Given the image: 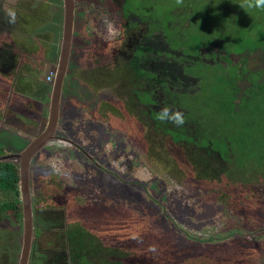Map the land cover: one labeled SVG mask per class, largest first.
<instances>
[{
    "label": "rangeland",
    "instance_id": "1",
    "mask_svg": "<svg viewBox=\"0 0 264 264\" xmlns=\"http://www.w3.org/2000/svg\"><path fill=\"white\" fill-rule=\"evenodd\" d=\"M1 1L6 3L7 0ZM79 1L83 4L75 14L74 44L62 95L63 109L71 115L67 116L64 123L67 130L62 136L72 143L79 136L83 146L93 145L96 141L95 146L100 143L98 148H103L104 151L93 154L97 155L102 166L105 163L108 174L103 175L91 165H81L75 169L73 162L66 166L67 170L75 169L83 193L76 199L81 202L79 204L82 209L74 211L72 208L63 217V212L59 211L58 214L56 209H50L52 205L49 197L52 191L56 199L58 196H64V192L68 195V192L59 185L56 186L57 182L48 176V172L57 170L60 163L56 158L47 159V153L56 147L68 149L66 144L70 142L58 141L54 147L47 146V151L38 154L39 159L33 161L31 168L37 180L33 185L36 198H33L34 240L30 264H53V260H57L61 253L67 254L71 246L67 245L66 251L62 242L66 230V234H71L69 244H82V250L89 252L90 256L87 258L91 264H148L149 261L142 259L143 250L135 249L132 252L135 255L131 256L124 240L114 241V238L129 236L124 235L123 229L129 221L126 215L132 212V208H140L144 213L162 208L164 214L159 216V220H174L175 227L183 238L189 235L192 239L206 241L207 237L213 236L214 241L218 243L212 246V251L219 248L221 242L230 239V235L239 228L244 227L246 230L249 240L244 243L243 257H238L237 249L212 255L206 249H197L201 254L187 258L182 264H264V165L256 166L253 161L235 165L228 161L222 166L223 172L218 174L219 166L216 163L206 167V164L202 163L203 158L197 161L193 150L190 147L188 150L186 143L175 144L170 137L155 135L147 115L131 103L122 108L119 106L120 98L117 103L109 100L108 96H112L113 90L121 95L122 91L128 95L127 91L132 90L131 82L125 76L127 73L122 71L121 75V70H118L120 74H117L114 69L113 76L109 77L105 84L109 85L107 89L91 81L89 59L92 50H112L122 44L121 39L129 36L128 31L119 28L123 4L121 0H95L96 4L92 7L93 2L89 0ZM138 1L140 6H143L142 2ZM9 2L12 3L8 4L5 10L8 12L9 9H15L17 20L15 24H9L8 16L3 12L0 25L7 26H0V49H7L3 46L15 42L20 45L19 51L24 50L27 53L21 57V53L13 54L12 51V61L14 59L20 63L18 67L17 64L10 65L9 56L7 59L10 67L7 70L5 62L0 61V157L19 154L46 127L48 103L46 101L45 107V102L42 101L45 96L36 97L37 93L41 94L38 91L42 85L39 86L30 76L37 80L35 78H39L41 74L46 76V73L57 69L59 61L54 59V64H47L46 60L52 57L48 46L52 47L54 42L53 37L57 31L55 21H60L57 14L62 13V10L64 13L63 0ZM184 2L186 8L177 6L175 2L174 6L177 7L170 10L171 15H167V22L172 17L177 21L172 31L173 36L177 37V31L181 32V28L186 29L192 40L190 45L196 39L197 42L211 44L203 51L207 53L205 58L208 62H221L213 67L209 66L203 72L207 85L214 87V90L204 88L199 95L205 101L218 100L216 92L223 89L226 86L224 83L229 79L222 77L225 81L218 80L214 70L227 76L235 75L234 69H250L254 72L249 81L252 87L246 91L248 95L243 99L254 101L258 97L255 119L264 117L261 114L264 111V94L259 97V90L264 83V59L255 52L257 49L264 50V10L243 9L240 5L244 0ZM184 9L187 14L183 13ZM192 46L196 47V44ZM23 58L25 60L21 62ZM257 71L262 72L256 73ZM9 74L12 76H5ZM119 76H123L125 80L122 81ZM28 79L35 84L27 81ZM18 82L23 86L30 83L32 88L17 90ZM96 84L100 87L96 88ZM247 86L246 81L239 82L241 89ZM221 100L223 101L222 98ZM237 102L249 105L245 100L238 99ZM92 103L95 104L94 109ZM82 106H85V112L79 110ZM102 107L118 108L121 113L123 110L124 114L117 119L109 113H104L103 109L100 110ZM233 125L237 126L236 123ZM243 127L245 121L241 119L242 138ZM111 129L114 131L112 135ZM122 130L126 131V143L119 139ZM237 131L234 133V140L238 139ZM105 139L107 140L104 141ZM190 139L195 141L196 138ZM109 140L110 144L106 147ZM223 141L221 145L226 144ZM122 144L128 146L126 151L117 152L116 147ZM110 151L113 155L108 157L111 155ZM6 161L19 165L18 159L3 162ZM198 169L203 174H200ZM63 174L65 177L66 173ZM202 180L209 184H203ZM72 196L69 195L68 198ZM18 198L17 205L13 203L9 206L15 196L0 195V208L7 212L0 214V264L20 263L24 221L20 196ZM146 228L152 230L148 224ZM81 235L84 240L78 238ZM168 263L177 264L173 261ZM55 264L81 263H71L66 259Z\"/></svg>",
    "mask_w": 264,
    "mask_h": 264
},
{
    "label": "trees",
    "instance_id": "2",
    "mask_svg": "<svg viewBox=\"0 0 264 264\" xmlns=\"http://www.w3.org/2000/svg\"><path fill=\"white\" fill-rule=\"evenodd\" d=\"M140 1L144 7L140 6L137 0L127 3V7L138 15L140 21L149 23L150 27L148 33L137 41V47L135 46L136 48L133 49L134 64L137 65L135 69L137 68L139 77L146 78L147 84H145L142 93L138 95L140 102L137 105L146 109L152 123L151 127L156 132L155 135L162 134L170 137L175 144L192 143L194 141L190 138L195 137V141L203 145H208L211 142L210 152L214 151L213 153H217L222 159L231 156L234 157V159L232 158L234 162L239 163V165L244 161H253L256 166L264 165V117L255 119L258 97L254 101L243 99L246 96L237 98L242 92L239 82L243 75L248 73V69H234L233 72L236 74L227 76H224L220 71L219 75V72L214 70L218 80H229L224 83L226 86L223 89L216 92L219 96L216 102L205 101L199 93L203 92L204 88L214 90V87L207 85V78L203 72L209 66L221 64L220 61L208 62L206 60L207 53L205 54L203 51L211 44L197 42L198 39H196L193 43L196 44V47H193V44L190 45L192 40L184 28H181V32L177 31V37L173 36L172 31L176 27L177 21L172 17L167 22V15L170 14L171 9L177 7L174 6L176 0ZM183 6L186 8L185 2ZM183 13L187 14L185 9ZM157 25L160 26L159 30L153 36ZM255 52H258V55L262 56L261 59H264V50L257 49ZM196 70L197 73L195 74ZM30 77L35 81L32 76ZM27 81L31 80L28 79ZM31 83L34 82L31 81ZM41 84L40 91H38L41 94L37 93L36 97L45 96L42 99L45 102L52 87L50 84ZM18 85L17 90L25 89V85L23 86L20 82ZM259 91L260 94H258L261 97V94H264V83ZM238 99L245 100L249 105L246 106L243 102H237ZM166 105L173 111L183 112L186 120L183 126L178 127L171 122H160L154 118L156 113ZM261 114L264 116V111ZM220 117L223 119H219ZM241 119L243 122L245 121L243 138ZM234 123L237 126L233 125ZM235 131H237L236 137L238 138L236 140H234ZM222 139H226V141ZM221 141L225 142L227 146H225L226 144L221 145ZM0 148L2 149L1 146ZM19 185L20 172L17 164L11 161L0 162V195L11 194L15 196V199L9 202V206L13 203L17 205L19 201ZM131 211L126 215L129 221L123 229L124 235L129 234V236L114 238V241L124 240L125 247L130 250L131 256L135 255L132 253L135 249L143 250L144 257L142 259L149 261L148 264H169L168 261L182 264L187 261V258H193L197 253L200 255L201 253L197 249H206L210 255L220 251L219 254H222L237 249L238 257L244 256L243 246L249 240L244 227L233 232L230 239L221 242V246L212 251V246L218 243V241H214L213 236L207 237L206 241L192 239L189 235H185L183 238L177 231L174 220L169 222L159 220V216L164 214L162 208L150 210L148 213H144L140 208H132ZM146 224L152 230L149 231ZM82 236L78 238L84 240ZM70 246L72 253L65 258L61 253L57 256V260H53V264L66 259H69L71 263L91 264L87 258L90 256L89 252L82 250V244ZM63 247L67 251V245L63 244Z\"/></svg>",
    "mask_w": 264,
    "mask_h": 264
},
{
    "label": "flooded vegetation",
    "instance_id": "3",
    "mask_svg": "<svg viewBox=\"0 0 264 264\" xmlns=\"http://www.w3.org/2000/svg\"><path fill=\"white\" fill-rule=\"evenodd\" d=\"M118 1H120V0H118ZM131 1H135V0H121V2L123 4L122 5V11L123 12L121 13V15H122L121 21L122 22L119 24V28H123L124 30L128 31L129 36L128 37L125 36L123 39H121L122 44L119 47H113L112 50H109V51L107 50L104 52V51H98L96 49L95 51H93V50L91 51V55H90V59H89L90 78L94 84L97 83L98 85L104 86L105 88L108 89L109 85H105V84L109 81V77L113 76V70L114 69H115V73H117V74H120V72H118V70H121V72L122 71L126 72L127 74H125V76H127L126 78L129 79V81L131 82L130 84L132 85V90L127 91L129 93L128 95H125L123 93V91H122V95L118 94V93L116 94L115 91L113 90L112 96H108V99L117 103V99L120 98L119 106L122 108H125L127 106V103H131L133 106H135V108L141 110L143 113H145L147 115L150 126H152L151 120H149L148 114L146 113V109L144 107H139L137 105L140 102V98L138 97V95L142 93L143 89L145 88V86L147 84H146V78L139 77L138 72L136 71L137 68L135 69V67L137 65L134 64L135 61H134V57H133V55H134L133 49H135L137 47V41H139V39H141L142 37H144L148 33V31L150 30V27H149V23L141 22L138 15H136L134 12L131 11V9L129 7H127V3L131 2ZM75 2L77 5V8H76V11H77V9L83 3L79 0H75ZM89 2L94 3V4L92 3V7H93V5L96 4L95 0H89ZM11 3L9 2V0H7L6 3H4L3 1L0 0V16L4 15L3 12H5V14H6L5 16H7V12L5 9L9 6L8 4H11ZM100 11H102V9ZM63 14L64 13L62 10V13H59V17H58V18H60V21L59 20L55 21L58 24L62 23V27H63V23H64V15ZM57 16H58V14H57ZM131 18H133V19L130 20ZM1 25L7 26V24H1ZM159 27L160 26H158V25H157V27H155L154 34H152L153 36L156 35V31L159 30ZM105 29H107V28H105ZM60 30H58L57 35H55L53 37L54 42H52V44H53L52 47L48 46L50 48V52H49L50 55L52 57H54V59L57 61H59V56H60L61 47H62V33L60 32ZM74 31H75V28H74ZM55 41H57V43H55ZM73 44H74V41H73ZM73 44H72V46H73ZM3 47H5L7 49H2V48L0 49V51L2 50L0 52V54H1L0 57L2 55H4L0 59V61L5 62L6 70L10 67L9 66V60L7 59V56L10 57V65L12 66L13 64H17L16 67H18L20 65V63L18 64L14 59L12 61V51H13V54H16V52L21 53V57H22L24 50L19 51L20 45L18 43L15 44V42H13V44H11V45H7V46H3ZM105 47H107V44H105ZM57 57H58V59H57ZM24 60L25 59L23 58V60H21V62H23ZM46 63L47 64H54V63H48V62H46ZM3 66H4V64H3ZM54 70H56V69H54ZM123 72L121 73V75H123ZM253 74H254V72L252 70L248 69V73L243 75L241 80L246 81L248 83V86L246 88L242 89L241 94L239 96H237V98L240 99V98L248 95V93L246 91L252 87L249 81L251 80L250 76H252ZM5 76H12V75L9 74V75H5ZM43 77H45L44 73L39 76V79H40L39 85H42L41 83H43V85H48L47 82L42 81ZM119 78L123 79L122 81L125 80L123 78V76H119ZM65 83H66V81H65ZM97 84H96V88L98 86ZM135 85L136 86L139 85V86L137 88H135L136 87ZM100 86H98V87H100ZM24 88L26 90H30L32 87L29 86V84H26ZM64 88H65V86H64ZM16 89H17V86H16ZM136 92H139V93L136 94ZM50 98H51V96H49L45 100V104H44L46 107V101H47L48 110H49V105H50ZM100 105H99V107H100ZM91 106L93 107V109L95 108L94 103H92ZM84 107L83 106L80 107L79 110L81 112H85ZM73 109H74V107H73ZM101 109H103L104 113H106V114L109 113L110 116L115 117L117 119L122 117V114H124V111L122 110V113H121L118 108H116V109H114V108L104 109L102 107V108H100V110ZM92 113H94V110ZM106 114H101V115H106ZM70 115H71L70 112H65V110L63 109V103L61 101L60 121H59V127H58V130L56 132V135H57V137H59L60 140L63 139V142L65 140L67 142H70L69 144H66L69 147H68V149H66V148L62 149V148H57V147L52 148L51 150H48L49 152L47 153V155H48L47 159L56 158V159H58V161L60 163V166L57 170L52 169L51 171L48 172V174H49L48 176L57 182V183H55L56 186L59 185L63 190L68 192V195L64 192V196H58V199H56L53 195L54 191H52V193L49 197L51 205H52V207H50V209H54V210L56 209L58 211V214H59V211L63 212V217H65L66 212L68 210H71L72 208H74V211H78V210L82 209L81 205L79 204L81 202H78L76 199H77V196L78 197L82 196V193H83L82 189L83 188L80 184V180H79V177L77 176V174L75 172V169H77L81 165H91L92 168L94 167L99 172H102L103 175L108 174V171L106 169L108 167L105 165V163H103V166H102V164L100 162H98L99 158L97 157V155L93 154L94 152L104 151L103 148H98V146H100V143H98V146H95L97 144V141H96V142L92 143L93 145L83 146V144H82L83 142L79 139L80 138L79 136L75 141H73V143H72V141H68L67 139H64V137L62 136V134L65 133V131L67 130L64 128V123L67 119V116H70ZM48 117H49V113H48ZM47 122H48V119L46 120V125H47ZM113 132H114L113 129H111L110 135H112ZM119 139H120V141H124L125 143L127 142L125 130H122V136ZM106 140L107 139H105L104 141H106ZM109 144H110V140L106 144V147H108ZM54 145L55 144H52L48 147H54ZM211 145H212L211 142L208 143V145H203V144L199 143L198 141H194L192 143L187 144V149L189 150V147H190V149L193 150V155L197 156V157H195V159L197 161L199 160V158H203L202 163H205L206 167L211 166L212 163H216L219 166L218 174L223 172L224 168L222 166H224L228 161L233 162L236 165V163L234 162V160L232 159L231 156L228 159H225V158L222 159L219 157V155L217 153L216 154L213 153L214 151L210 152ZM48 147L43 148L42 151H47L45 149L46 148L48 149ZM127 147L128 146L122 144L120 147H118V148L116 147V150H117V152L126 151ZM110 154H111V151H110ZM112 155L113 154H111L109 156L107 155V156L111 157ZM37 159H39L38 154L33 159V161H35ZM33 161H32V164H33ZM70 163L74 164L73 168H75V169H69V170L66 169V166H68ZM17 166L19 167L18 164H17ZM31 168H32V165H31L30 171H29V185H30V190H31V195H32L33 214H34L35 203L33 201V198L35 200L36 192L34 190L33 185H35V182L37 179H36V175H34L33 171H31ZM198 171L200 174H203V172L200 169H198ZM64 172L66 173L65 177L63 176ZM123 174H127V173H123ZM119 176H120V174H119ZM121 177H122V175H121ZM76 180L78 181V185H76ZM123 180L126 181V179H124V178H123ZM73 182L75 183V185H73ZM206 182L207 181L202 180L203 184ZM51 185H52V183H51ZM69 195H73V196L68 198ZM73 204L78 205V207L74 206ZM5 212L6 211L1 210V208H0V214H3ZM18 213H17V215H18ZM35 214H36V211H35ZM33 222H34V220H33ZM62 223H63V220H62ZM64 227H62V228H64ZM66 231L64 233V236L62 237V242H63V244L68 245V247H69L70 246L69 240H70L71 234L70 233L66 234ZM79 245L80 244L78 243L76 246H79ZM71 253L72 252L69 250L67 252V254H63L64 258L69 256V254H71Z\"/></svg>",
    "mask_w": 264,
    "mask_h": 264
},
{
    "label": "water",
    "instance_id": "4",
    "mask_svg": "<svg viewBox=\"0 0 264 264\" xmlns=\"http://www.w3.org/2000/svg\"><path fill=\"white\" fill-rule=\"evenodd\" d=\"M64 3V25L62 34V47L56 75L52 84L49 117L44 131L36 137L19 154L0 157V162L8 159L19 160L20 185L19 196L21 199L24 221L23 246L19 264H30L31 253L34 240V214L33 202L29 185V171L33 159L43 148L63 141L57 137L56 132L59 127L60 110L65 81L68 74L69 62L72 54V44L74 38L76 2L75 0H63ZM66 141V140H65Z\"/></svg>",
    "mask_w": 264,
    "mask_h": 264
},
{
    "label": "clouds",
    "instance_id": "5",
    "mask_svg": "<svg viewBox=\"0 0 264 264\" xmlns=\"http://www.w3.org/2000/svg\"><path fill=\"white\" fill-rule=\"evenodd\" d=\"M184 0H176L177 6H183ZM241 8L264 10V0H244L240 5ZM8 23L15 24L17 20V13L15 9H9L7 12ZM53 71V70H52ZM54 82V81H53ZM49 83V82H48ZM51 85L53 83H50ZM160 122H171L176 126H183L186 122L183 112L179 110L173 111L169 106L163 107L154 117Z\"/></svg>",
    "mask_w": 264,
    "mask_h": 264
},
{
    "label": "crops",
    "instance_id": "6",
    "mask_svg": "<svg viewBox=\"0 0 264 264\" xmlns=\"http://www.w3.org/2000/svg\"><path fill=\"white\" fill-rule=\"evenodd\" d=\"M58 17H59V13H58ZM55 25H56V34L55 35H57V32H58V30H60V32L63 34V27H62V23L60 24H58V23H56L55 22ZM63 25H64V23H63ZM61 26V27H60ZM44 43H46V41H44ZM27 52L26 51H23V54H26ZM42 54H43V52H41ZM27 57V56H26ZM52 61H54V57H51L50 59H47L46 60V62H48V63H52ZM47 76H48V73H46V76L45 77H43L42 78V81H44V82H47ZM35 79H37V80H35V81H37V83H38V85H39V83H40V79L39 78H35ZM19 83V82H18ZM48 83V82H47ZM35 84V83H34ZM48 84H50V83H48ZM51 85V84H50ZM52 87V86H51ZM51 91H52V89H51ZM51 91H50V93H48V94H50V96H51Z\"/></svg>",
    "mask_w": 264,
    "mask_h": 264
},
{
    "label": "built area",
    "instance_id": "7",
    "mask_svg": "<svg viewBox=\"0 0 264 264\" xmlns=\"http://www.w3.org/2000/svg\"><path fill=\"white\" fill-rule=\"evenodd\" d=\"M56 75V70L50 71L48 76H47V82L53 83Z\"/></svg>",
    "mask_w": 264,
    "mask_h": 264
}]
</instances>
